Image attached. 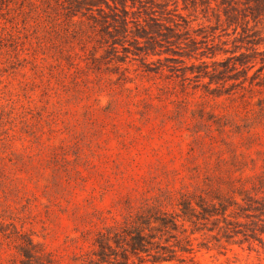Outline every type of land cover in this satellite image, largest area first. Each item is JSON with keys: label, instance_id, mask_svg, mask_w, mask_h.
<instances>
[{"label": "rangeland", "instance_id": "1", "mask_svg": "<svg viewBox=\"0 0 264 264\" xmlns=\"http://www.w3.org/2000/svg\"><path fill=\"white\" fill-rule=\"evenodd\" d=\"M237 1L229 18L205 0H0V264H93L171 222L188 263L264 264L222 229L264 202V15ZM185 201L231 204L230 224L183 221Z\"/></svg>", "mask_w": 264, "mask_h": 264}, {"label": "trees", "instance_id": "2", "mask_svg": "<svg viewBox=\"0 0 264 264\" xmlns=\"http://www.w3.org/2000/svg\"><path fill=\"white\" fill-rule=\"evenodd\" d=\"M211 1L223 6L226 9L225 14L229 18L235 17V12H239V1L237 0H205L209 4ZM248 2L254 3V6L246 7V9L251 11V16L256 18V15H264V0H248ZM105 3L110 7L107 2ZM123 12L125 14L128 13L126 10H123ZM248 201L249 203L245 202V206L238 203L233 204L238 206L243 212L241 215L236 214L238 217L248 218L251 216L250 213H253L257 221L252 222L249 226H236L237 222H235L233 223L235 226H225L222 229L228 230L226 231L227 234L231 230L234 236L242 235L243 240L246 242L254 241L264 245V202L253 198ZM197 206L202 210L199 213L191 202H184V209H182V214L180 215L183 221H193V217L199 218L197 214L203 215V217L221 215L226 225L230 224L228 222V217H230L228 211L231 204L228 206L219 204L221 211H219L217 205H212L209 209L204 208L199 203ZM260 222L261 224H259ZM162 225H165V223H162ZM173 225L174 222H171L170 226H138L134 230L127 231L124 237L118 239V241L115 240L116 247L120 249L119 252L109 244H101L100 250L95 254L96 260L93 261V264H194L193 262L188 263L185 259H180L178 256V253H191L181 242L169 245L172 236L163 239L164 234L171 235L172 231H178V226ZM163 240L165 241L164 243H162ZM136 261L139 263H136Z\"/></svg>", "mask_w": 264, "mask_h": 264}]
</instances>
